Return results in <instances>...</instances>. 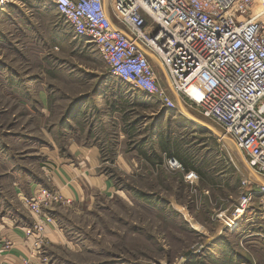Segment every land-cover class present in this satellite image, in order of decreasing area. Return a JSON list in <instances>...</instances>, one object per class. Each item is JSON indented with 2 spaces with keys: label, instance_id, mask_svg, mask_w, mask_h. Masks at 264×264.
<instances>
[{
  "label": "rangeland",
  "instance_id": "374dc122",
  "mask_svg": "<svg viewBox=\"0 0 264 264\" xmlns=\"http://www.w3.org/2000/svg\"><path fill=\"white\" fill-rule=\"evenodd\" d=\"M188 110L202 122L113 75L47 0L0 7V207L14 212L10 188L48 175L71 144L99 147L113 184L80 210L51 211L68 240L47 247L53 264H264L262 205L234 227L221 217L254 177L246 158ZM171 153L197 182L167 166Z\"/></svg>",
  "mask_w": 264,
  "mask_h": 264
},
{
  "label": "built area",
  "instance_id": "2783aa9c",
  "mask_svg": "<svg viewBox=\"0 0 264 264\" xmlns=\"http://www.w3.org/2000/svg\"><path fill=\"white\" fill-rule=\"evenodd\" d=\"M47 1L94 43L113 75L163 106L197 111L242 152L254 177L243 181L232 214L221 216L224 227L255 203L264 211V0ZM166 164L186 169L175 156ZM185 177L199 178L195 170ZM23 202L34 217L25 233L36 239L55 223L46 209L71 203L42 185ZM10 246L2 244L0 254Z\"/></svg>",
  "mask_w": 264,
  "mask_h": 264
},
{
  "label": "crops",
  "instance_id": "0c3cea01",
  "mask_svg": "<svg viewBox=\"0 0 264 264\" xmlns=\"http://www.w3.org/2000/svg\"><path fill=\"white\" fill-rule=\"evenodd\" d=\"M68 150L69 155L57 159L48 175L19 178L20 181L15 183V191L10 188L11 197H8V203H14L15 210L8 212L0 207V246L6 242H10L11 246L0 254V264H43V258L53 264L47 247L68 243L63 230L56 222L45 227L40 239L25 233L24 228L32 224L34 217L25 206L23 197L28 196L37 185L58 191L71 201L50 206L46 210L51 215V211L57 206L80 210L93 199V191L106 192L113 188L111 179L101 172L102 156L99 147L71 144ZM6 200L0 201V205L7 203Z\"/></svg>",
  "mask_w": 264,
  "mask_h": 264
},
{
  "label": "bare ground",
  "instance_id": "6f19581e",
  "mask_svg": "<svg viewBox=\"0 0 264 264\" xmlns=\"http://www.w3.org/2000/svg\"><path fill=\"white\" fill-rule=\"evenodd\" d=\"M181 110H182V111H181ZM181 110L178 111V112L185 114V116H187L188 118H190V119H192V120H194V121H196V122H199V123L202 122L201 119H199V118H197L196 116H194V115H193L188 109H186L184 106H181ZM222 137L227 138V137L224 136V135H223ZM227 139H228V138H227ZM228 140H229V139H228ZM243 215H244V214L238 216V217H237V218L231 223V227H234V225H236V224L238 223V221L244 217ZM227 227H229V226H227Z\"/></svg>",
  "mask_w": 264,
  "mask_h": 264
},
{
  "label": "trees",
  "instance_id": "16d2710c",
  "mask_svg": "<svg viewBox=\"0 0 264 264\" xmlns=\"http://www.w3.org/2000/svg\"><path fill=\"white\" fill-rule=\"evenodd\" d=\"M178 154H179V153H175V154H172V153H171L170 155H174V156H178V157H179ZM185 165H186V169H187V170H193V169H194L193 166H190V165L188 166V164H185ZM192 167H193V168H192ZM195 171H196V170H195ZM198 173H199V172H198Z\"/></svg>",
  "mask_w": 264,
  "mask_h": 264
},
{
  "label": "water",
  "instance_id": "95a60500",
  "mask_svg": "<svg viewBox=\"0 0 264 264\" xmlns=\"http://www.w3.org/2000/svg\"><path fill=\"white\" fill-rule=\"evenodd\" d=\"M183 262H184V259H182L181 262H179V264H183Z\"/></svg>",
  "mask_w": 264,
  "mask_h": 264
}]
</instances>
